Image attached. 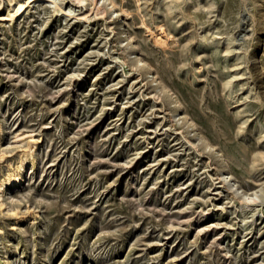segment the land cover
<instances>
[{"label": "rangeland", "instance_id": "rangeland-1", "mask_svg": "<svg viewBox=\"0 0 264 264\" xmlns=\"http://www.w3.org/2000/svg\"><path fill=\"white\" fill-rule=\"evenodd\" d=\"M59 1L0 22V264H264V0Z\"/></svg>", "mask_w": 264, "mask_h": 264}, {"label": "bare ground", "instance_id": "bare-ground-1", "mask_svg": "<svg viewBox=\"0 0 264 264\" xmlns=\"http://www.w3.org/2000/svg\"><path fill=\"white\" fill-rule=\"evenodd\" d=\"M35 1H37V0H10V4H9L10 6H8L9 7L8 12L6 14L0 13V22L11 21L14 18L20 17L25 11L27 12V10L30 8L31 4ZM46 1H48L50 3V5L51 4L53 5L54 11H57L61 15H70L71 8L67 9L61 1H59V0H46ZM76 1L79 2L80 4H82L86 0H76ZM89 2H90L89 8L85 9L84 12L79 14L81 16V18H87L86 14L90 10L93 11L95 16L103 14L104 11H106L104 9V7L102 6V0H89ZM113 13H117V10L114 9ZM139 61H140V64L142 67L148 68V65L144 61H142V60H139ZM32 146H34V145H33L32 139H31V141L28 143V145L25 146V147H27L26 150H30V149L32 150V148H33ZM10 174H12V173L10 172ZM4 175H6V174H4ZM221 176H222V180L228 182L229 188L230 189H233V188L236 189L235 193H237L238 188L235 184V181L231 178V174H229L228 172H222ZM6 179L9 180V177H7ZM6 179H2L0 181V188H1V186H3L4 182H6ZM261 200L264 201V188L263 187H259L255 190H252L249 192L240 191V202L242 203L241 206H243V205L249 206V205H254V204L256 205V203L262 202ZM0 204H1V201H0Z\"/></svg>", "mask_w": 264, "mask_h": 264}]
</instances>
